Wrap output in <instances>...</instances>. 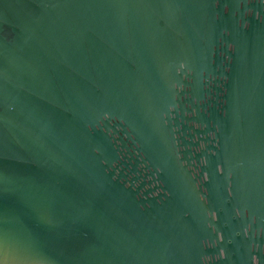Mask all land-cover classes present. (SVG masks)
<instances>
[{
	"label": "water",
	"instance_id": "water-1",
	"mask_svg": "<svg viewBox=\"0 0 264 264\" xmlns=\"http://www.w3.org/2000/svg\"><path fill=\"white\" fill-rule=\"evenodd\" d=\"M0 264H264V0H0Z\"/></svg>",
	"mask_w": 264,
	"mask_h": 264
}]
</instances>
